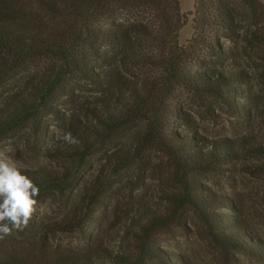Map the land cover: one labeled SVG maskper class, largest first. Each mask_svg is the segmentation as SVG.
<instances>
[{
	"label": "trees",
	"instance_id": "1",
	"mask_svg": "<svg viewBox=\"0 0 264 264\" xmlns=\"http://www.w3.org/2000/svg\"><path fill=\"white\" fill-rule=\"evenodd\" d=\"M189 17L193 34L181 44L180 32ZM245 28L256 42L264 41V0H194L189 12L182 11L180 0H0V86L24 74L17 90L0 106V139L20 135L46 144L53 138L46 118L58 119L67 128L69 117L58 103L64 98L79 117L69 122L65 132L76 142L56 139L55 144L45 145L43 153L80 168L95 147L90 132L94 136L96 129L87 122L103 129L105 137L130 123L144 122L137 130L132 156L147 166L146 152L161 148L176 171L180 194L170 198L175 204L171 215L153 208L139 212L132 222L137 232L130 231L136 252L116 255V262L148 264L157 259L186 264L183 257L152 243L155 231L167 227L182 207L200 217L225 264H235L238 251L264 261L262 238L237 215L225 212L234 208L229 199L207 192L193 176L220 172L217 164L237 155L232 141H212L206 148L198 144L196 134L182 135L173 129L175 118L187 120L188 115L173 104L181 88L197 96H219L233 113L249 116L248 94L242 96L246 81L242 70L217 71L206 60L216 58L224 64L231 55L219 33L233 36ZM242 97L248 101L236 100ZM250 149L264 153L260 143ZM71 169L22 170L39 186V203L49 193L60 195L73 188ZM63 225L48 223L46 232L75 227ZM11 236L0 239V264H95L61 256L58 250L47 253L35 247L33 236V240L22 236L26 243Z\"/></svg>",
	"mask_w": 264,
	"mask_h": 264
},
{
	"label": "rangeland",
	"instance_id": "2",
	"mask_svg": "<svg viewBox=\"0 0 264 264\" xmlns=\"http://www.w3.org/2000/svg\"><path fill=\"white\" fill-rule=\"evenodd\" d=\"M180 2L183 12L194 7V0ZM192 34V17H189L180 32V43L186 44ZM219 36L224 50L231 57L224 64L218 63L216 58L210 57L211 62L206 60L217 71L242 70L246 77L241 87L242 96L248 94L249 116L233 113L219 96H197L181 88L175 93L173 104H178L188 115L187 120L175 118L173 129L182 135L196 134L198 144L206 148L212 146V141H232L237 155L232 160L219 162L220 172H201L193 176L207 192L229 199L234 208L225 212L237 215L264 241V153L250 149L255 143L264 146V41L256 42L253 32H248L247 28L233 36L228 32H220ZM23 75L1 84L0 106L18 88ZM246 98L236 100L247 102ZM58 101L61 112L69 117L66 124L69 128V122L75 123L79 118L76 109L72 104H66L64 98ZM46 119L52 139L45 144L37 139L26 141L18 137L20 135L3 137L0 139V158H10L20 169L63 172L65 168H72L75 173L71 176L73 188L67 193H49L40 199L28 226L22 231L13 230L11 237L26 243L22 236L27 235L30 240L33 236L35 247L47 253L58 250L61 256L95 264H118L116 255L133 256L137 242L130 231H136L132 222L139 217V212L153 208L158 213H173L170 209L175 204L170 198L173 194H180V191L176 193V171L157 146L146 152L147 166L132 156L138 140L137 130L144 124L141 121L126 125L109 134L108 138L103 129L87 122L96 129L94 136L90 132L95 147L80 168L71 161L48 158L43 153L44 148L55 144L57 137L65 134L67 128L58 119ZM125 156H129L128 160ZM56 221L63 226L73 223L75 227L65 231L58 228L47 233L45 225ZM152 243L173 256L183 257L186 264H225L206 226L189 207L179 209L167 227L155 231ZM233 262L264 264V261L242 251L234 253ZM148 264L164 263L155 259Z\"/></svg>",
	"mask_w": 264,
	"mask_h": 264
},
{
	"label": "clouds",
	"instance_id": "3",
	"mask_svg": "<svg viewBox=\"0 0 264 264\" xmlns=\"http://www.w3.org/2000/svg\"><path fill=\"white\" fill-rule=\"evenodd\" d=\"M57 138L76 142L71 133ZM39 194V186L22 169L10 158H0V239L28 226Z\"/></svg>",
	"mask_w": 264,
	"mask_h": 264
}]
</instances>
